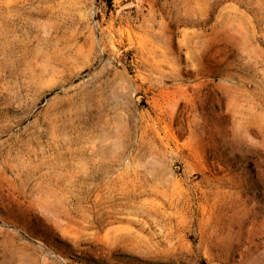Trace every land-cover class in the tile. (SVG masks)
Here are the masks:
<instances>
[{
  "label": "rangeland",
  "instance_id": "374dc122",
  "mask_svg": "<svg viewBox=\"0 0 264 264\" xmlns=\"http://www.w3.org/2000/svg\"><path fill=\"white\" fill-rule=\"evenodd\" d=\"M0 264H264V0H0Z\"/></svg>",
  "mask_w": 264,
  "mask_h": 264
}]
</instances>
